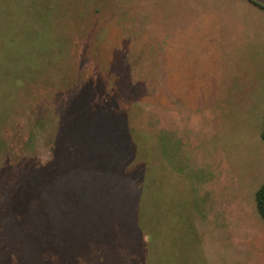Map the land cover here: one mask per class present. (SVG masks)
<instances>
[{"label":"rangeland","instance_id":"1","mask_svg":"<svg viewBox=\"0 0 264 264\" xmlns=\"http://www.w3.org/2000/svg\"><path fill=\"white\" fill-rule=\"evenodd\" d=\"M0 124V264H264L250 4L0 0Z\"/></svg>","mask_w":264,"mask_h":264},{"label":"trees","instance_id":"2","mask_svg":"<svg viewBox=\"0 0 264 264\" xmlns=\"http://www.w3.org/2000/svg\"><path fill=\"white\" fill-rule=\"evenodd\" d=\"M211 1H215L217 3H220L221 0H211ZM236 2H246L248 4H250L251 6L254 7L255 10H257V12H259L260 14H264V6L255 2L254 0H234ZM199 5V2H197ZM201 8V7H199ZM197 11V10H196ZM214 13V12H212ZM2 125V124H0ZM262 138L264 140V130L262 133ZM255 202H256V208H257V212L260 216V218L262 219V221L264 222V183L263 185L259 188L257 194H256V198H255Z\"/></svg>","mask_w":264,"mask_h":264},{"label":"water","instance_id":"3","mask_svg":"<svg viewBox=\"0 0 264 264\" xmlns=\"http://www.w3.org/2000/svg\"><path fill=\"white\" fill-rule=\"evenodd\" d=\"M254 1L264 6V0H254Z\"/></svg>","mask_w":264,"mask_h":264},{"label":"crops","instance_id":"4","mask_svg":"<svg viewBox=\"0 0 264 264\" xmlns=\"http://www.w3.org/2000/svg\"><path fill=\"white\" fill-rule=\"evenodd\" d=\"M229 2L232 3V4L236 3V1H234V0H229ZM243 3H246V2H243ZM246 5H247V3H246Z\"/></svg>","mask_w":264,"mask_h":264}]
</instances>
